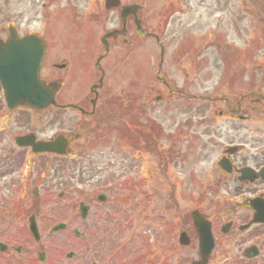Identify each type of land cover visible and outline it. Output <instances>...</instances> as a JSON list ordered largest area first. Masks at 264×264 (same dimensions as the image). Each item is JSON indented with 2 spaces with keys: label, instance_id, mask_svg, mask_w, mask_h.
<instances>
[{
  "label": "flooded vegetation",
  "instance_id": "flooded-vegetation-1",
  "mask_svg": "<svg viewBox=\"0 0 264 264\" xmlns=\"http://www.w3.org/2000/svg\"><path fill=\"white\" fill-rule=\"evenodd\" d=\"M242 1L238 0V5ZM138 2L141 3L139 12L135 16L128 14L122 20L121 6L133 2L119 0V5L113 7L114 1L111 0L106 7L105 0H102L100 2L102 12L96 9L90 13L89 22L93 26L86 32L80 30L83 22L78 15L77 7L74 5V8L69 2L66 4L68 14L65 15V11H58L59 15L53 20L44 15L43 33H37L46 46L41 76L48 82H58L61 85L55 94L56 105L47 107L45 111H36L51 110L57 119L70 113L74 120L69 125L63 120L62 123L67 127L60 124L58 132L47 139L40 137L34 131H29L28 128L24 131V126H21L22 130L15 135L8 126L12 112L4 109L3 93L0 90V234L4 235L9 230H16L21 222L22 207L16 179L18 161L28 171L27 158L32 155L44 160L51 158L58 162L70 159L80 161L81 158L86 157L90 161L92 179L97 181L96 186L77 188L71 198L72 189H66L65 192L58 194L60 199H66L72 209L78 205L75 217L78 218L80 226L82 264H139L141 258L137 256H128L126 257L128 260L121 262L118 256L120 248L109 246V243H105V239L114 236L117 232L118 219L125 216L124 209L130 211L135 207L132 201L135 198L134 193L137 192L131 190L135 183L145 184L147 181L145 172L136 181L126 177L125 170H129V156L133 160H138V156L142 159L145 154H149L157 158L156 162H152L155 169L161 170L156 174L158 180H167V175L169 179H173L171 190L176 201L173 209L175 220L173 218L172 221L174 226L171 227L177 243L173 245L171 252H174L173 264H191L202 259L200 235L193 221L194 211L197 212L200 220L206 222L203 225L208 226L213 241L207 264H264V71L257 78L258 88L246 84V91L236 98L227 97L230 89L228 84L232 83L229 78L225 83L228 88L226 91L218 85L214 91L211 87V91L206 93L201 83L194 85L185 83L181 87H171V83L164 79L165 77L161 79L160 76L162 68L167 69V62L163 58L169 50L165 41L177 36L175 39L177 42L171 49L172 54H184L186 58L199 51L197 43L198 40H203L204 36H213L210 41L214 42L216 38V42L220 43L222 39L219 30H225L228 23L227 5L224 0L211 2L170 0L167 7L156 12L157 23L149 27L152 21L149 22L147 18L145 0L144 3ZM209 4H212L211 8ZM203 8L206 10L210 8L219 13L214 15L217 19L213 24H195V20H201L196 16V12ZM239 11L241 12V8L237 10ZM64 17L71 23L68 31L63 30L60 25ZM181 20V31L166 36V30L171 22L173 25H178ZM102 22H108L110 25L97 37L95 30ZM230 22L234 25L232 19ZM196 26L199 30L206 28L198 37H196ZM108 33L112 34L107 36ZM24 34L21 32V36ZM140 40H152L158 47L160 64L155 72V78L164 90L156 98H163L166 93L169 98L177 96L190 109L196 108L195 124H198L197 126L202 130L199 132L205 137L204 144L211 147L209 153L215 156L210 163L207 153H203L193 161L197 168L203 170L200 185H195L198 180L192 177L193 167L188 170L192 162L187 152L188 149L191 150V140L195 138H191L189 134L196 133L194 125H191L192 121L186 119L183 121L186 127L176 126L167 132L169 140L170 136L172 139L162 155L160 151L164 147L159 146V140L166 137L162 134V126L153 116L152 102L155 98L151 100L148 89L142 91V98L137 94L127 101L122 93H115V100L108 101L111 99V92L109 94L106 92L105 83L109 65L106 64L107 67L102 62L111 54V46L112 51L118 49L121 56H126L128 49L138 45ZM186 62L191 67H195L198 63L197 60L194 62V59ZM172 64L178 66L174 61ZM147 69L144 60L140 71L143 79ZM79 76L84 77V80L72 87L68 81L75 80ZM85 81L86 83L81 87L80 85ZM111 103L114 106L110 105ZM204 103H208L205 113L202 112ZM17 110L21 111L23 116V112L29 109L19 107ZM211 121L215 124H210ZM177 124L178 122L175 125ZM29 133L34 135L35 141H48L62 134L68 141L66 154L64 156L51 153L33 154L30 147L26 148L25 141L24 146H17L15 138L25 137ZM176 134L181 136L180 142L189 141L188 146L179 143L180 149H177V139L173 138ZM199 137L201 138L200 135ZM216 146L217 150H215ZM119 160L122 161L118 169L122 171V184L117 182L118 184L111 185L108 181L102 183L105 177H102L103 173L107 172V169H114L117 166L115 161ZM160 164L163 165L162 168L158 166ZM143 165V167L147 166L145 163ZM177 167L187 169L183 174L187 180L182 184L178 181V173L175 172ZM134 168L131 166V169ZM172 169L175 170L171 175ZM195 186L199 188L198 191H195ZM145 187L146 184L141 192L143 198L147 195ZM121 190L123 192H120ZM45 192L50 195L51 190ZM159 192L160 195L163 192L161 182ZM181 196L186 197L188 205L185 213L180 211L177 215L182 204ZM160 200L164 201L163 195ZM144 204L147 210V202ZM143 207L144 205L141 204V215ZM35 216L37 217L38 214L36 213ZM147 217L148 212L147 216L142 218L147 220ZM132 218V215L129 216L130 220ZM64 220L67 223L71 222L67 217ZM130 220L125 222L129 228L132 225ZM163 222L164 225L167 224L165 220ZM125 224L121 226L124 227ZM126 247L124 246V249ZM148 247L147 245L146 249ZM144 253L147 259L148 249ZM74 257V255L70 256L69 260ZM164 263L168 264L167 260Z\"/></svg>",
  "mask_w": 264,
  "mask_h": 264
},
{
  "label": "rangeland",
  "instance_id": "rangeland-1",
  "mask_svg": "<svg viewBox=\"0 0 264 264\" xmlns=\"http://www.w3.org/2000/svg\"><path fill=\"white\" fill-rule=\"evenodd\" d=\"M101 1L102 0H0V37L6 36L9 25L14 26V24L21 32L34 30L43 33L45 26L44 15L53 20L59 15L58 9L62 12L65 11V15L68 14L67 2L71 3L74 8L76 6L78 9V15L83 22V27H81L80 30H83V32H86V30L89 31V28L93 26V24L89 22L90 13L96 9L102 12L100 11ZM129 1H141L144 3V0ZM211 1L213 0H209V2ZM224 1L227 5L226 14L228 16V23L227 26H225V30H219L220 38L222 39L220 43L216 42V38L214 42H211L210 39H212L213 36H204L203 40H198L197 48L199 51H195L193 55L186 58L184 54H172L171 49H173L177 42V40H175L177 36L165 41L169 51H167V54L163 58L167 62V69L165 67L162 68V75L171 83V87H181L185 83L192 85L201 83L206 93L211 91V87L214 88V91L218 85L224 89L223 91H226L228 88L225 86V83L227 78H229L232 80V83L228 84L230 89H228L229 92L227 97L232 98H236L244 93L247 89L246 84H249L250 87H259L257 78H259L260 73L264 71V20H262L264 18V10H261L259 5L264 4V0H243L239 5L237 2L238 0ZM169 4L170 0H145L147 18L149 22L152 21L149 23V27L157 23L156 12L163 9L165 6L167 7ZM208 6L211 8L212 4ZM210 8L209 10L203 8L196 12V16L200 17L201 20H195V24L200 23L201 25H207L209 23L213 24L214 20L216 21L217 17L214 15L219 13ZM240 8L241 12H237ZM236 12L238 13L237 15L235 14ZM230 19H232L234 25L231 24ZM181 22L182 20L178 25H173V22H171L170 27L166 30V36L180 32ZM70 24V21L68 22L64 17L60 25L63 30L68 31ZM109 25L108 22H102L98 25L97 30H95L97 32V37H99ZM195 28L197 29V26ZM204 29H197L196 37H198ZM140 41L138 45H134L128 49L126 56H121V54L118 53V49L112 51L111 46V54L102 62L104 65H109V67L106 65L109 69L107 68L105 83L107 86L106 92L108 94L111 92V99H108V101L111 102L115 100V93H122L127 101L129 99L131 100L137 94L142 98V91L148 89L152 97L151 100L155 98L154 102H152L154 105L153 116L156 117L157 123L162 126V134L166 137V139L163 137L162 140H159V146L164 147V149L160 151L162 155H164L163 151L168 149V144L171 143L172 139L170 136L169 140L167 132L173 130L176 126L186 127V124L183 123L186 119L192 121L191 125H194L196 133L189 134L191 138H195L191 140L192 147L191 150L188 149L187 152L192 162V165L190 164L188 166V170L193 167L194 172L192 177L198 180L195 185H200L202 182L201 177H203L201 171L203 170H200V167L197 168L193 161L201 157L203 153H207V156H209L208 162L210 163L215 156L209 153L211 147L204 144L205 137L200 134L202 130L197 126L198 124H195L197 120V115L195 114L196 108L193 107L190 109L186 103L180 101V98L177 96L169 98L166 93H164L163 98H156L157 95H161L162 90H164L163 86L154 78V72L157 70L160 63L158 47L152 40ZM221 42L226 44L224 45ZM192 59H194V62L195 60L198 61L195 67L187 65L186 61H192ZM144 60L148 69L143 79V75L140 71L143 67ZM172 60L176 62L178 66H173ZM181 63H183V65ZM83 80L84 77L81 76L80 78L79 76V78L68 81V83L74 87L75 84H79ZM85 83L86 81L80 86L82 87ZM68 87L71 88L69 84ZM217 91L218 89L216 92ZM205 103L202 109L204 113L207 110L206 105L208 104ZM110 105L114 106L112 103ZM9 117L8 126L11 127L15 135L22 130L21 126H24V131L28 128L29 131H34L45 139L56 134L60 124L63 127H67L62 123L63 120L67 125L74 120L70 113L65 115V117L61 116L57 119L51 110H47L46 112L26 110L23 112L22 116L21 111L16 109ZM176 122H178L177 125H175ZM219 122H223V120H219ZM212 123L215 124L214 121H211L210 124ZM173 138L177 139V149H180L179 143L186 146L189 144V141L186 143L180 142L181 136L177 134L173 135ZM217 148L216 146L215 150H217ZM137 159L138 160H133L129 156V170H125V175L136 181L139 176L145 172L144 174H146L147 180L145 182V191L147 195L143 198L141 193L145 186L144 182H136L135 186L131 189L133 192H137L134 193L135 198H133L132 201L133 207H135L129 211L125 210L126 208L124 209L123 205L125 216L122 218L123 220L118 219L119 228L117 232L114 236L106 238L105 243L107 242L109 246L120 248L118 256H120L121 262L122 260H128V258H126L128 256H137L141 258L139 264H165L164 262H166V260L170 261L168 264H173L172 254L174 252H171L173 245L177 244L176 236H174L171 227L173 225V218L175 220V211L173 209L174 202L176 201L174 200L171 190L173 179H169V175H167V180H158L159 177L156 176V174L161 170L153 167V162L157 160L155 156L145 154L142 159L139 156ZM88 160L89 159L86 157L81 158L80 161H76V165L73 162H58L51 158L44 160L39 157H33L32 155L27 158L28 171L25 167L21 169L22 165L19 161L17 162L16 179L18 196L23 200L22 207H24V212L20 214L22 227L17 232H14V234L8 232L0 237L1 241L8 247L6 252H0V264H82L80 258L81 240L72 235L71 224L66 230H63V232L57 231L50 233V230L52 225L63 222V216L66 217V214L69 219H75L72 224L73 227H80L78 219L74 216V210H72L71 205L67 204L66 199L59 200L58 193H61V191L64 192L66 189H72L71 198L75 195L74 192L77 188L96 186L97 181L95 182L94 179H92L93 172H91L90 161ZM115 162L117 166L114 167V169H107V172L103 173L102 177H105L102 183L108 181L111 185H114L117 182H123L122 171L118 170L120 169L122 161L119 160ZM143 163L147 166L143 167ZM131 166L135 168L131 169ZM158 166L160 168L163 167L162 164ZM174 170H171V175ZM181 170H183V168L177 167L175 172L178 173V181L182 184L183 181L187 180L183 175L187 169ZM160 182L163 190L161 195L159 192ZM189 184L191 185L192 183ZM34 187L39 188L38 192H43L34 196L32 194V189ZM195 189V191L199 190L197 186H195ZM50 190L54 191H52L50 198H48L47 195H45V191ZM120 192L123 191L121 190ZM162 195L165 202L160 200ZM30 201L32 208L29 207ZM144 201L148 204L147 210ZM187 202L188 200L186 197H182L181 208L177 211V215L180 211L185 213L188 205ZM62 204L65 206L63 207ZM141 204L144 205L142 215L140 213ZM34 212H38V217H40L37 226L39 228L41 240L37 243L31 238L27 228L28 217ZM147 212L148 217L146 220L142 217H146ZM131 215L133 218L130 220L129 216ZM128 220H130L132 224L130 228L128 224H125ZM163 220L167 223L166 225H164ZM121 224H125V226L122 227ZM130 237L131 239H129ZM147 245L149 246L147 248L149 257L146 259L144 252L147 250ZM124 246L127 247L124 249ZM16 247L20 248L21 251L19 253L16 252ZM43 251L45 252V257L42 262L37 260V253ZM68 252L75 254L74 259L69 261L66 258Z\"/></svg>",
  "mask_w": 264,
  "mask_h": 264
},
{
  "label": "water",
  "instance_id": "water-1",
  "mask_svg": "<svg viewBox=\"0 0 264 264\" xmlns=\"http://www.w3.org/2000/svg\"><path fill=\"white\" fill-rule=\"evenodd\" d=\"M123 9V14L130 10ZM6 42L0 40V80L5 90L8 107L13 109L21 104L32 108H45L53 102L52 84H45L39 78L43 61V49L40 41L34 38L18 39L13 28ZM59 140L54 143H38L35 148L43 151H57ZM37 238L35 225L30 226ZM205 257V256H204ZM193 264H205L204 259Z\"/></svg>",
  "mask_w": 264,
  "mask_h": 264
}]
</instances>
